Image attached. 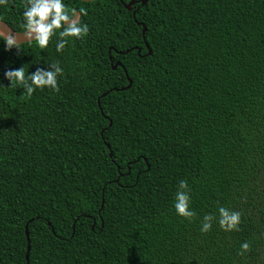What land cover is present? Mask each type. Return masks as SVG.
Instances as JSON below:
<instances>
[{"label":"trees","instance_id":"obj_1","mask_svg":"<svg viewBox=\"0 0 264 264\" xmlns=\"http://www.w3.org/2000/svg\"><path fill=\"white\" fill-rule=\"evenodd\" d=\"M128 1L64 0L88 31L59 53L0 41V264H264V0ZM52 62L55 91L3 75Z\"/></svg>","mask_w":264,"mask_h":264},{"label":"clouds","instance_id":"obj_2","mask_svg":"<svg viewBox=\"0 0 264 264\" xmlns=\"http://www.w3.org/2000/svg\"><path fill=\"white\" fill-rule=\"evenodd\" d=\"M8 0H0V5H6ZM23 33L5 34L4 28L0 27V41L3 42L5 50L15 48L19 50V43L16 35L22 34L24 39L31 42L35 41V45L44 49L48 46L49 40L56 35L55 50L59 53L67 43L65 38L72 37L79 39L84 36L87 31V25L81 23L79 17L76 16L75 9L66 7L64 0H24L23 10L21 12ZM62 68L58 63L52 62L47 68L37 67L35 71L30 73L29 78L25 77L22 67L15 69H6L4 78L9 82L15 81L23 86L25 93L31 96L33 91L41 88H50L53 91L57 89V76L62 73ZM187 186L183 180L179 181L178 189L175 193L173 208L178 216L190 218L193 212L189 208V195ZM218 224L221 229L231 231L238 227L240 223V213L237 211H229L227 208L219 207ZM212 217L205 215L200 226L201 232L210 229ZM249 245L247 242L240 244L242 251H247Z\"/></svg>","mask_w":264,"mask_h":264},{"label":"water","instance_id":"obj_3","mask_svg":"<svg viewBox=\"0 0 264 264\" xmlns=\"http://www.w3.org/2000/svg\"><path fill=\"white\" fill-rule=\"evenodd\" d=\"M84 1H91V0H84ZM135 3V1L134 0H130V1H128L127 3H125V2H123V4H124V6H125V8L126 9H133V4ZM141 3L143 4V5H145L146 3H147V0H141ZM135 14H136V11L134 10L133 11V15H134V18H135ZM77 17H78V15H77ZM140 25H142L143 26V37H144V39H145V31H146V26H145V24L144 23H142V22H138ZM0 27H3L4 28V31H5V34L7 35V34H9V33H15V32H17V33H23V31H18V30H16L15 28H13L9 23H7L6 21H4L3 19H1L0 18ZM16 39H17V42L20 44V43H24V42H28L27 40H25L24 39V37H23V35L22 34H19V35H16ZM146 46H147V48H148V53L147 54H151V48H150V46H149V44H148V42H146ZM109 51H111V48L109 49ZM138 54L139 55H141V48L139 47L138 48ZM111 57V56H110ZM118 65H122V63H121V61H117L116 63H113L112 62V67L115 69V68H117V66ZM131 79H129V84L127 85V86H124V87H122L121 89H126V88H129L130 87V85H131ZM106 93H104L103 95H105ZM26 234H27V237H28V239H29V231H28V225H26ZM28 251H29V245H28ZM28 257H29V255H28V253H27V260H28Z\"/></svg>","mask_w":264,"mask_h":264},{"label":"flooded vegetation","instance_id":"obj_4","mask_svg":"<svg viewBox=\"0 0 264 264\" xmlns=\"http://www.w3.org/2000/svg\"><path fill=\"white\" fill-rule=\"evenodd\" d=\"M137 1V0H136ZM136 3V2H135ZM135 3L133 4V7L135 5ZM78 15V12L76 11V16ZM117 61H120V60H116V61H112L113 63H116ZM118 66H121V65H118Z\"/></svg>","mask_w":264,"mask_h":264}]
</instances>
